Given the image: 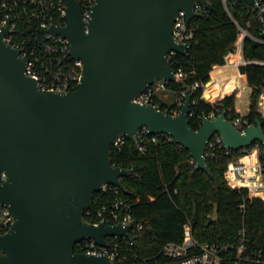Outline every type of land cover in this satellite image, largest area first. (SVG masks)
I'll return each mask as SVG.
<instances>
[{
	"label": "water",
	"instance_id": "obj_1",
	"mask_svg": "<svg viewBox=\"0 0 264 264\" xmlns=\"http://www.w3.org/2000/svg\"><path fill=\"white\" fill-rule=\"evenodd\" d=\"M243 1L251 8L253 0ZM66 3V26L51 31L66 37L84 63L73 92L43 91L27 75L20 50L4 41L8 29L0 30V170L8 177L0 202L16 218L0 236V264H118L105 254L77 252L76 244L94 239L106 247L108 237L132 239L137 220L94 224L85 218L105 186L127 192L122 179L134 169L112 162L122 134L133 142L142 140L144 127L150 135L166 134L208 173L207 147L215 134L235 151L264 144L260 119L242 134L225 111L205 117L195 130L192 94L177 115L135 101L150 85L178 80L170 51L186 54L191 44L176 42L174 24L181 11L189 21L202 17L196 4L213 10L209 0H97L87 27L79 1Z\"/></svg>",
	"mask_w": 264,
	"mask_h": 264
},
{
	"label": "trees",
	"instance_id": "obj_2",
	"mask_svg": "<svg viewBox=\"0 0 264 264\" xmlns=\"http://www.w3.org/2000/svg\"><path fill=\"white\" fill-rule=\"evenodd\" d=\"M209 1L214 9L191 21L197 29L188 53L170 59L175 71L183 72L182 79L168 84L170 91L176 95L185 91L186 98L192 94V100L197 101L191 105L195 116L190 118L195 130L200 129L201 115L233 107L235 96H225L242 86L237 69L223 66L225 56L238 38V27L222 0ZM230 8L240 26L255 34L257 23L246 2L236 0ZM244 54L248 59L264 61V45L247 38ZM240 73L255 88L247 116L255 123L261 119L257 103L264 83V68L248 65L241 67ZM197 82L200 86L193 90L191 87ZM203 93L208 101L202 98ZM155 104L171 114L176 107L159 97ZM261 121L264 125V119ZM141 145L143 151L137 142L127 139L121 149L112 147L113 164L133 168L134 173L122 179L127 192L116 193L113 186H108L95 193L91 207L97 214L104 206L123 202L118 210L120 215L130 214L142 226L133 232V245L126 246L125 238H118L125 256L121 264H165L168 260L161 253L162 248L169 242H181L184 225L189 221L200 241L237 242L239 231L245 227L252 242L264 250V194L232 188L225 177L228 162L242 154L234 152L230 156L225 148L217 146L207 157L211 169L208 173L197 169L190 151L167 135L145 134ZM85 217L92 222L100 220Z\"/></svg>",
	"mask_w": 264,
	"mask_h": 264
},
{
	"label": "built area",
	"instance_id": "obj_3",
	"mask_svg": "<svg viewBox=\"0 0 264 264\" xmlns=\"http://www.w3.org/2000/svg\"><path fill=\"white\" fill-rule=\"evenodd\" d=\"M78 1L87 27L92 18L93 6L97 0ZM235 1L222 0L226 12L239 30L238 38L232 50L225 56V64L223 66H233L237 69L242 79V86L235 88L225 97L235 96L239 90L242 95L239 98V102L236 101L235 96L233 107L220 108L211 113L201 115L199 126L200 128L202 127V121L205 117L215 119L225 111L226 118L233 122L239 132L245 134L248 128L255 125L247 117L251 110V97L255 88L249 84L247 76L240 73V68L248 65H258L264 68V61L248 59L244 54V43L247 38L264 45V0H253L250 8L257 23L255 34H252L249 29L240 26L233 16L230 5H233ZM67 9L66 0H0V30L8 29V33L4 35V41L13 48L20 50L22 58L27 61V75L36 79L43 91L73 92L79 88L82 81L83 61L72 55L71 45L66 37L51 31L52 27L60 28L66 26ZM194 10L201 16L211 11L201 4H196ZM196 29L195 26L191 25L186 13L181 11L174 24L173 35L176 42L191 44ZM190 48L191 45L188 51ZM177 54L179 53L176 51H170L169 60ZM176 76L178 80L182 79L183 72H176ZM169 83L159 81L150 85L135 101L142 104H154L160 108V104H155L156 97H158L159 92H165V95L170 92ZM199 86L200 83L197 82L191 88L196 90ZM260 90L257 111L261 119H264V83L261 85ZM186 96L187 92L185 91L176 96L174 101L176 107L172 114L177 115L181 111L185 104ZM202 98L207 100L204 97V93ZM196 102V100H192L191 105ZM194 116L195 112L190 110L189 118ZM262 127L264 129V125ZM140 134L142 140L136 142L139 150L143 151L144 149L141 145L143 135L149 134V131L144 127L140 130ZM127 139V136L122 134L113 146L121 149ZM217 146L225 148L230 156L234 152L242 154L239 157L234 156L228 162L225 176L229 186L239 190L247 188L255 194H264V144L261 141H255L250 146L235 151L225 147L222 137L219 134H215L208 143L207 157L213 153ZM252 154H255L256 163L250 165L244 159ZM7 180V174L0 170V184ZM107 187L105 186L103 190H106ZM114 189L116 193H119V188L114 187ZM121 206H123V202L116 201L110 207L104 206L97 214H94L90 208L86 211L85 216L88 215L92 219H100L98 222L89 221L94 224L106 221L108 224L122 223L128 225L134 219L130 214L121 216L118 212ZM15 222L16 218L10 208L0 202V236L7 234ZM136 228L141 229L142 226L137 224L131 230V240L123 237L126 240V246L134 244L133 232ZM238 235L239 240L232 243H224L218 239L200 241L194 236L193 225L189 221L184 225L182 241L167 243L162 248L161 253L168 260L165 264H264V250L258 247L255 242H252L245 227L239 231ZM118 238L120 237H108V246L106 247L98 245L94 239L82 240L76 244V251L87 254H105L109 256L111 261L121 264L125 260V256H123Z\"/></svg>",
	"mask_w": 264,
	"mask_h": 264
},
{
	"label": "rangeland",
	"instance_id": "obj_4",
	"mask_svg": "<svg viewBox=\"0 0 264 264\" xmlns=\"http://www.w3.org/2000/svg\"><path fill=\"white\" fill-rule=\"evenodd\" d=\"M242 95L241 91H237L235 96H236V101L239 102L240 101V96ZM176 94H174L172 91L168 92L166 95H165V92H159L158 93V97L161 98V100L169 103V104H172L174 103L175 101V98H176ZM249 157H253V159L256 161V157H255V154H252L251 156ZM256 163V162H255ZM226 177V176H225Z\"/></svg>",
	"mask_w": 264,
	"mask_h": 264
},
{
	"label": "bare ground",
	"instance_id": "obj_5",
	"mask_svg": "<svg viewBox=\"0 0 264 264\" xmlns=\"http://www.w3.org/2000/svg\"><path fill=\"white\" fill-rule=\"evenodd\" d=\"M245 162H247L248 164H255V160L253 159V157H247L244 159Z\"/></svg>",
	"mask_w": 264,
	"mask_h": 264
},
{
	"label": "crops",
	"instance_id": "obj_6",
	"mask_svg": "<svg viewBox=\"0 0 264 264\" xmlns=\"http://www.w3.org/2000/svg\"><path fill=\"white\" fill-rule=\"evenodd\" d=\"M249 157V156H248Z\"/></svg>",
	"mask_w": 264,
	"mask_h": 264
}]
</instances>
